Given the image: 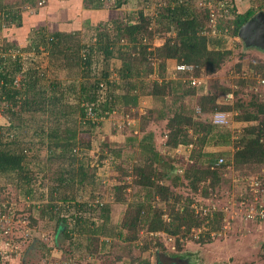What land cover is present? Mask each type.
<instances>
[{"label": "trees", "instance_id": "trees-1", "mask_svg": "<svg viewBox=\"0 0 264 264\" xmlns=\"http://www.w3.org/2000/svg\"><path fill=\"white\" fill-rule=\"evenodd\" d=\"M40 1L22 0V3L28 8L41 6ZM127 1L130 2L84 0L85 9L103 12L97 22L85 23L88 35L85 40L80 39L81 29L70 32L32 29L26 45L19 47L21 55L0 57V114L8 122L0 125V177L19 184L22 193L29 195L25 201L27 206L24 204L27 209L18 211L20 206L11 208L2 203L0 233L4 232L2 225H6L3 216L14 220L18 215H25L22 218L30 228L38 215V220L51 222L49 227L68 238L73 247L86 251L87 256L106 247L102 238L132 241L141 228L151 233L175 235L177 248H180V238L201 224L209 228L207 239L199 237L198 242H207L213 238L212 230L223 228L222 211L203 216L191 208L196 192L202 197L212 195L223 171L226 176L233 165L249 164L254 173L247 169L242 176L247 180L254 174L264 185V100L258 92L257 97L252 96L250 106L256 115L250 114L249 108L243 110V119L248 123L243 125L232 158L226 159V152L206 150L211 144H227L232 135L230 124H215L213 116L217 111L238 110L243 99L236 97L237 89L224 85L216 77L220 85L208 84L203 91L199 85L195 87L191 83L192 78L202 79L220 69L231 54V50L225 48L227 37H236L241 25L257 9L249 7L241 11L238 0H210L211 4L209 0L197 3L195 0H162L156 13H147L148 0H138L139 9L135 11L124 8ZM219 3L223 7L217 10L216 25L212 27L211 8ZM18 8V3L0 0L1 53L17 46V41H10L9 36L19 32L16 30H20L24 22ZM155 38H159L158 43H154ZM35 52L46 53L47 69L25 67L24 60ZM168 59L190 64L192 70L178 71L177 77L166 78ZM55 69H64L66 83L55 75L49 78L47 72L56 74ZM255 73L264 78V71ZM16 77H19L18 84ZM248 82L250 80L244 76L236 85L243 87ZM67 96L72 101H67ZM189 96H193L194 102L185 101ZM144 97H150L159 105L157 116H153V107L144 114L132 115ZM167 97L171 98L170 105H167ZM122 110L133 118L139 116L138 130L142 136L131 134L124 138V144L135 143L137 149L124 154L120 147L107 144L105 151L100 149V157L117 158L119 163L115 170L119 175H133L129 187L143 189L144 199L127 202L119 225L112 228L107 227L110 205L92 195L89 200L80 196V191L91 186L95 178V167L88 158L93 149L92 138L83 136L80 127L91 133L101 118ZM153 118L165 120L163 146L167 150L178 146L188 148L186 157L173 158L165 149H157L154 132L145 131ZM219 158L223 159L220 164ZM165 179L184 183L193 197H185V205L180 210L171 206L168 219L164 218L158 201L177 202L181 196L170 190ZM207 179L210 181L205 184ZM39 187L46 188L47 192L38 191ZM248 193L246 189L244 195L237 198H245ZM33 200L39 204L30 205L34 204ZM140 264H149V261L143 260Z\"/></svg>", "mask_w": 264, "mask_h": 264}, {"label": "rangeland", "instance_id": "rangeland-1", "mask_svg": "<svg viewBox=\"0 0 264 264\" xmlns=\"http://www.w3.org/2000/svg\"><path fill=\"white\" fill-rule=\"evenodd\" d=\"M4 1L18 3V10L22 11L24 20L27 16H36L39 12V8H44L49 5V0H42L43 4L41 6L28 8L26 4L24 5L22 3V0ZM195 1L197 3L200 0ZM82 2L84 4V0ZM161 2L162 0H148V7L145 9V12L156 13V8ZM238 2L241 11L249 7H253L257 10H264V0H238ZM50 3L52 5L54 1ZM137 4L138 0H130V2L127 1L124 8L128 11H135L138 6ZM22 8H24V11ZM37 17H35L34 20L35 24L31 26L32 28L29 29L28 32L26 31L27 28L24 26V33H22L21 26L19 28L20 30H16L19 32L9 36L10 41L15 40L17 41V46L22 47L26 45V38H28V35H32V29L39 28L48 31L47 28L48 25L50 26V20L45 17L36 19ZM21 34L22 37H20ZM25 35L27 37L24 38ZM80 35V39L85 40L88 36L86 29L81 30ZM158 41L159 38L154 39V43H158ZM160 41H162V39ZM225 48L231 50L229 57L224 61L217 72L211 75H205L204 78L201 79L202 84L200 82L198 88L200 91L202 88L203 91L208 84L215 83L217 86L222 82L224 85L232 87V89H237L239 93H237L236 97L243 99L244 103L238 110L228 112L230 119L228 128L232 133L230 141L225 145L215 146L211 144V146L206 147L208 151L226 152L227 154H224V156L226 159H230L236 149V143L238 144V142H240V134L244 130L243 125L248 123V120L243 119V110L249 108L250 114L256 115L255 109H252L250 106L251 101L254 100L252 96L257 97L255 94L256 92H258L259 97L261 96L260 99L264 100V88L257 83L260 77L257 74L258 72L255 73V71H259V73L264 71V50L255 47H243L242 42L237 36H228ZM6 52H9V49H7ZM46 58L45 52H35V55H31L24 60V65L25 67L31 65L47 69L48 63ZM174 60L167 61L165 70L166 78H175L178 75V73L171 70ZM116 64H118V61H116ZM259 68L260 70H258ZM54 71H56V74H52L51 71L47 72L49 73V78L56 76L59 79H64V69H55ZM244 76H246L250 82L243 87L237 86L236 81ZM215 77L220 82H216ZM63 81L65 83L67 82L65 79ZM193 86L196 87V85ZM200 91L198 90L199 93ZM192 98L193 96L186 97L185 101L189 103L194 102V98ZM170 99V97H167V105H170ZM66 100L72 101V98L67 96ZM218 100L220 101L222 99L218 98ZM151 107L154 108L153 116H157L156 111L159 109V105L153 102V99L150 97H144L140 100L139 106L133 109L132 115L135 112L137 114H144L146 110ZM173 107L174 105H171L172 109ZM171 108L170 110H172ZM123 111L124 110H122V112L120 111V113L115 112L108 117L101 118L91 133L86 130L83 131V127H80L83 136H90L92 138L93 149L89 152L88 158L95 167L93 184L84 187V189L80 191V196L82 197L83 195L89 200L90 195H92L101 203L109 204L108 213L110 214V221L107 227L112 228L119 225L120 218L125 211L127 202L132 203L133 201L144 199L143 189H139L136 186L129 187V185L132 184L134 176L119 175L118 171L115 170L117 163H119L117 158H110V156H105V158L100 157V149L104 148L103 150L105 151L107 144L115 148L120 147L125 152L124 154L132 153V151L137 149L135 148V143L124 144L126 141L124 138L131 134L137 135V137L142 136V132L138 130L139 116L133 118L132 115L128 116ZM159 120L153 118L145 130H152L154 132L157 149H165L173 158L181 157V155L186 157L189 153L188 148L178 146L175 150H167L163 146L164 140H162V138L164 135L163 126L165 120ZM7 123L6 117L0 114V125H7ZM125 162L129 163V161ZM97 164H99V166ZM123 165L126 166L127 164L125 163ZM247 169L250 171L249 173H254L253 171H255L253 170V166L249 164L233 165V169H228L226 176L225 172L223 171L222 173L221 171V179L218 181V184L214 185L212 195L202 197L200 192H196L194 199L184 183H173L170 179L163 180L164 183L169 185L168 187L173 193L181 196V199L177 202L172 199L168 201H158L159 207L164 211L163 215L165 219L170 217L169 210L171 206L176 210H180L184 207L186 201L185 197L193 199L191 208L194 209L195 213H197V208H211V205L227 212L223 214V228H217L216 231L212 230L211 236H213V238H210L207 242H198L199 237L207 239L206 233L209 226L205 224L195 227L187 236L181 237L180 248H177L175 235H168L164 232L151 233L141 228L138 231L137 238L132 241L123 242L114 237L102 238L106 241V247L98 251H93L90 255L91 259L88 260L87 255H85L86 251L78 250L75 246L73 247L71 245L72 243H68V238L58 233L55 228L48 226L51 222L48 221L46 224V221L38 220L40 219L38 215H36L37 218L35 222L28 228L26 219L22 218L25 216L22 210L24 216L18 215L16 218H13L14 220H7V222H9L8 225L11 227L10 240L13 249L10 251L11 257H9L7 263L70 264L69 262H71V264H140L141 261L147 260L149 264H158V259H160L163 264H166L173 258L171 255L176 254L178 257L179 255H183L184 258H191L190 264H264V220L244 219L242 215L245 211L235 209L237 205L242 206L241 203H247L240 200L237 201L236 199V197L244 194L247 189V186H245L246 180L242 176ZM177 171V169H173V172ZM178 173L180 172L178 171ZM209 181L210 179H207L205 184H208ZM46 184L48 185L49 182L47 181ZM19 187V184L17 185L11 182L9 178L0 177L1 208L2 203H4L5 206H11V208L20 206L18 211L24 209V207L27 209L26 206L28 203L25 201H28L29 195L25 196ZM40 190L47 192L46 188L43 190L42 187H39L38 191ZM198 200L200 201L198 202ZM182 201H184V204H182ZM32 202L34 204L30 205L39 204L37 200H33ZM24 204H26V206ZM241 209H244V206H242ZM124 230L127 231L126 228ZM128 230L130 233L133 232L132 227L128 228ZM198 230L200 231L199 234ZM1 234L2 233H0V235ZM195 234H197L198 237H195ZM78 239L83 241L82 237ZM145 244L148 245L147 248H141ZM184 261H186V259ZM178 263H181V261H178Z\"/></svg>", "mask_w": 264, "mask_h": 264}, {"label": "built area", "instance_id": "built-area-1", "mask_svg": "<svg viewBox=\"0 0 264 264\" xmlns=\"http://www.w3.org/2000/svg\"><path fill=\"white\" fill-rule=\"evenodd\" d=\"M208 3L211 4V1L209 0ZM38 4L41 5L42 0ZM222 7H223V4L219 3L214 8L213 7L211 8L210 24L212 27L216 25V12L217 10L220 11ZM7 54L14 58L16 55H21L22 53L18 46L11 47L9 49V52L7 53L5 51L1 53V49H0V57L5 56ZM0 68H1V65H0ZM171 70L174 71L175 73H177L178 71H190L192 70V65L178 63L174 61L173 66L171 67ZM18 81H19V77H16L15 83L18 84ZM200 82H201V78L191 79V83L194 85L198 86ZM257 83L262 85V87L264 88V78H260V80ZM228 96L230 97L231 94ZM213 122L219 125H229L230 119H229L228 113L223 112V111L215 112L213 116ZM222 162H223V159L219 158L218 164ZM253 176L254 175H250L249 178L246 180L245 186H247V189L249 192L248 195L245 198L241 197L240 199H238L235 196L237 201L240 200L242 202H247V203H241L242 206H244V209H241L242 206L240 205H237L235 209L240 210V211H243V210L245 211L242 215L244 219L247 218V219H253V220L260 221V220H264V185L259 181L256 175L254 177ZM243 195L244 194H242V196ZM215 210L222 211L223 214L226 212L223 209H217L214 205H211V208H202V207L197 208V213L202 214L204 216L206 214L212 213ZM2 218L4 219L3 221L6 223V225H2L4 232L2 233L3 238L0 239V264H8L7 260L10 257V253H11L10 251L13 250L11 246V240H10L11 227L8 225L9 222H6L7 219L5 218V216H3ZM199 232L200 231L198 230V234ZM4 234H6V236ZM194 236L198 237L197 234H195Z\"/></svg>", "mask_w": 264, "mask_h": 264}, {"label": "crops", "instance_id": "crops-1", "mask_svg": "<svg viewBox=\"0 0 264 264\" xmlns=\"http://www.w3.org/2000/svg\"><path fill=\"white\" fill-rule=\"evenodd\" d=\"M52 1H54V3L51 5L50 2ZM82 1L83 0H49V5L44 8H39V12L36 16H27L22 25V33H24V26L27 28V32L32 28L31 26L35 24L34 20L37 16L36 19L45 17L50 20V26L48 25L49 29L47 28L48 31L66 32L83 30L87 27L85 23L88 22V24L92 25L103 17L102 11L85 9L82 5ZM169 60L171 61L174 59H168L167 61L169 62ZM87 259L90 260L91 256H87Z\"/></svg>", "mask_w": 264, "mask_h": 264}, {"label": "water", "instance_id": "water-1", "mask_svg": "<svg viewBox=\"0 0 264 264\" xmlns=\"http://www.w3.org/2000/svg\"><path fill=\"white\" fill-rule=\"evenodd\" d=\"M237 37L243 47L264 50V10H258L251 15L239 28Z\"/></svg>", "mask_w": 264, "mask_h": 264}, {"label": "flooded vegetation", "instance_id": "flooded-vegetation-1", "mask_svg": "<svg viewBox=\"0 0 264 264\" xmlns=\"http://www.w3.org/2000/svg\"><path fill=\"white\" fill-rule=\"evenodd\" d=\"M173 256V258L171 260H169V262H167L166 264H190V260L191 258H184L183 255H176V254H172L171 257ZM175 258V259H174ZM186 259V261H184ZM178 261H181V263H178ZM158 264H163V262L158 259Z\"/></svg>", "mask_w": 264, "mask_h": 264}, {"label": "clouds", "instance_id": "clouds-1", "mask_svg": "<svg viewBox=\"0 0 264 264\" xmlns=\"http://www.w3.org/2000/svg\"><path fill=\"white\" fill-rule=\"evenodd\" d=\"M224 112V111H223ZM71 264V262H69Z\"/></svg>", "mask_w": 264, "mask_h": 264}]
</instances>
